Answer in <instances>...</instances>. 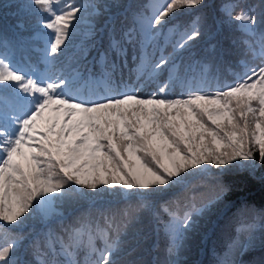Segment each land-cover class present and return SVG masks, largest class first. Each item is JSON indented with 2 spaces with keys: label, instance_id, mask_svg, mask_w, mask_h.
<instances>
[{
  "label": "snow or ice",
  "instance_id": "1",
  "mask_svg": "<svg viewBox=\"0 0 264 264\" xmlns=\"http://www.w3.org/2000/svg\"><path fill=\"white\" fill-rule=\"evenodd\" d=\"M200 6H206L204 0H164L147 6L151 15L136 9L133 26L111 35L108 47L99 53L103 64L99 76L89 72L80 83L77 78L43 77L17 67L6 54L9 42L0 36V49L5 50L0 51V221L23 224L28 217H49L57 203L74 198H138L120 214L119 223L114 213L101 214L103 227L99 220L81 216L65 229L63 238L49 235L48 259L41 264H80L76 256L81 251L86 253L84 264H143L125 257H133L146 237L137 231L130 244L124 236L145 210L163 225L171 254L185 230L220 199L197 204L196 192L210 167L223 169L238 161L252 162L248 165L252 167L257 155L264 164V0L222 7L228 21L241 22L244 54L261 63L242 61L244 74L214 91L206 90L218 79L207 62L185 64L175 55L165 56L159 44L166 18ZM29 7L54 33L48 46L52 57L62 54L73 22L79 23L88 9L98 8L74 0H30ZM201 19L197 17L192 30L174 45V52L201 36ZM130 47L135 50L133 59L139 60L140 75L150 67L152 79L167 66V79L149 96L135 91L111 94L122 83L115 74L121 63L126 64ZM113 54L121 63L111 59ZM85 84L103 85V94L92 90L82 94ZM176 87L183 91L171 95ZM177 190L182 195L160 205L168 216L164 221L155 201ZM2 239L0 264H18L15 250L20 238ZM98 239L103 248H97ZM235 244L234 240L229 245L228 254ZM221 264L237 262L225 259Z\"/></svg>",
  "mask_w": 264,
  "mask_h": 264
},
{
  "label": "trees",
  "instance_id": "2",
  "mask_svg": "<svg viewBox=\"0 0 264 264\" xmlns=\"http://www.w3.org/2000/svg\"><path fill=\"white\" fill-rule=\"evenodd\" d=\"M74 2L94 3L98 8L95 11L88 9L79 23L73 22L75 28L70 30L69 39L61 46L62 54L58 52L52 57L48 55V46L53 42L51 38L54 33L39 23L44 17L29 7L30 0H0V36L9 42L6 49L9 59L17 67L43 77L77 78L80 83L79 78L86 77L89 72L99 76L103 69L99 53L108 47L109 37L119 35L133 26V11L146 10L151 15V8L147 6L164 3V0ZM231 2L250 6L258 5L260 0H204L206 6L180 9L166 18L168 22L162 27L163 35L159 37L165 56L175 55L178 61L185 64L196 61L209 64V71L217 73L218 79L207 91L235 83L246 71L242 61L252 66H259L261 63L259 59L253 60L250 54H244L245 46L239 42L242 36L239 27L241 22L228 21L221 11L225 4ZM239 11L238 8L237 12ZM197 17L202 18L201 36L191 41L185 49L174 52V45L185 32L192 30ZM134 52L130 47L126 64H122L114 54L111 56L112 60L121 63L115 76L118 83L122 81L118 90L111 94L135 91L139 96H149L157 92L160 84L167 79V66L155 78L148 77L150 67L145 68L144 74L140 75L137 71L139 60L133 59ZM159 58L160 51L157 50L155 59ZM90 90L103 94V85L85 84L81 89L84 95H88ZM182 91L180 87H176L170 94L180 95ZM250 164L252 162L238 161L223 169L209 168L196 192L197 204L207 203L217 196L220 199L196 218L194 226L185 230L184 239L171 254L168 252L169 242L162 231L163 225L158 226L157 219L151 212L145 210L140 213V220L128 227L124 238L134 244L133 237L140 231L146 239L133 257L125 259H139L143 264H221L225 259L235 260L237 264H264V164L259 163L258 155L255 166H248ZM92 195L94 194H89ZM179 195L182 194L177 190L155 201L156 211L164 221H167L168 216L162 212L160 205ZM137 202L138 198L117 195H105L96 199L86 196L74 198L70 202L60 201L54 206L56 212L49 217H28L23 224L0 221V243L4 242L3 237L20 238L15 250L18 264H41V261L48 259L45 250L48 248L49 235L63 238L65 229L81 216L99 220L103 227L101 214L114 213L119 223L120 214ZM234 240L236 244L233 245L231 254H228L229 245ZM95 243L97 248H103L102 240L98 239ZM38 248L40 254L37 253ZM85 258L84 251L76 256L80 264H84Z\"/></svg>",
  "mask_w": 264,
  "mask_h": 264
}]
</instances>
